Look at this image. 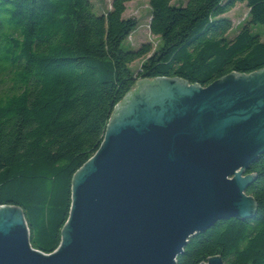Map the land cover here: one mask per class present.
<instances>
[{"label":"trees","instance_id":"trees-1","mask_svg":"<svg viewBox=\"0 0 264 264\" xmlns=\"http://www.w3.org/2000/svg\"><path fill=\"white\" fill-rule=\"evenodd\" d=\"M98 14L90 0H0V206L24 210L30 243L51 254L72 206L75 173L101 147L109 119L141 80L178 78L209 86L231 72L264 67V0H148L160 41L126 50L138 28L127 4ZM247 20L228 37L233 5ZM141 67L134 72L131 65ZM250 218L216 221L190 236L176 264H264V152L249 163Z\"/></svg>","mask_w":264,"mask_h":264},{"label":"water","instance_id":"water-1","mask_svg":"<svg viewBox=\"0 0 264 264\" xmlns=\"http://www.w3.org/2000/svg\"><path fill=\"white\" fill-rule=\"evenodd\" d=\"M263 152L264 67L205 88L138 81L73 177L58 249H34L24 210L1 205L0 264H176L190 236L255 212L245 172Z\"/></svg>","mask_w":264,"mask_h":264},{"label":"rangeland","instance_id":"rangeland-1","mask_svg":"<svg viewBox=\"0 0 264 264\" xmlns=\"http://www.w3.org/2000/svg\"><path fill=\"white\" fill-rule=\"evenodd\" d=\"M95 11L98 14L107 13L111 10L112 0H90ZM185 0H173L174 5H180ZM248 7L243 3H236L233 8L224 15V17L232 21V27L229 31L228 37L232 36L242 26L244 21L247 20ZM125 18L137 19L139 25L138 28L130 35L127 41L124 42L123 47L126 50H137L141 45L150 43L154 48L158 47L160 41L157 37L153 36L150 31L151 21V8L148 0H134L127 4V10L124 14ZM253 33H258L261 40L264 41V27L261 24H256L251 27ZM142 61H137L131 65V68L136 72L141 67Z\"/></svg>","mask_w":264,"mask_h":264}]
</instances>
